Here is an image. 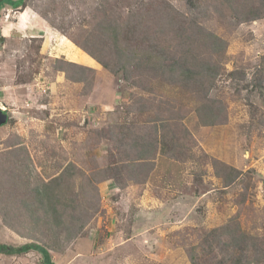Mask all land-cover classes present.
Instances as JSON below:
<instances>
[{
	"label": "rangeland",
	"instance_id": "obj_1",
	"mask_svg": "<svg viewBox=\"0 0 264 264\" xmlns=\"http://www.w3.org/2000/svg\"><path fill=\"white\" fill-rule=\"evenodd\" d=\"M165 1L177 20L197 18L227 44L209 93L226 109L221 124L200 122L194 98L204 93L158 81L153 92L134 86L70 39L84 35L77 26L87 7L106 6L126 19L147 3L163 7V1L26 0L18 7L16 0L3 2L0 108L8 120L0 127V244H35L31 236L42 233L54 264H237L239 226L264 238V17L239 21L224 4L217 6L222 0ZM259 1L243 0L242 11L264 14ZM164 40L158 49L167 48ZM76 51L92 60L75 59ZM59 60L92 68L94 76ZM145 101L154 109H143ZM137 137L147 146L133 145ZM141 150L145 159L136 161ZM146 184L158 186L162 200L171 197L176 207L156 216L144 209L137 199ZM45 188L59 200L54 206L35 198ZM22 206L31 208L30 217ZM36 213L48 227L35 222ZM49 218L84 222L85 230L70 239ZM148 220L158 224L138 235ZM217 229L225 231L222 236L212 234ZM0 264H45V258L34 248L0 253Z\"/></svg>",
	"mask_w": 264,
	"mask_h": 264
},
{
	"label": "trees",
	"instance_id": "obj_2",
	"mask_svg": "<svg viewBox=\"0 0 264 264\" xmlns=\"http://www.w3.org/2000/svg\"><path fill=\"white\" fill-rule=\"evenodd\" d=\"M25 1L17 0L13 5L15 7L23 6L25 5ZM161 1H163V7H161L159 2L147 3L146 8H141L136 13L128 14L126 19H122L119 15L115 16L114 13L106 9V6L97 5L94 9L87 7L85 10L87 16L77 26L78 32H83L84 35L79 34L77 38L70 39L98 62L104 70L113 76L123 75L124 81L134 86L138 85L147 91L153 92L157 88H155L153 83L158 81L163 87L167 83L175 84L180 89L204 93L205 96H203L204 94H199V96H196L198 97L197 99L196 97L194 98L200 102V105L196 107L197 113L200 116V122L204 126L221 124L227 119L226 109L224 105L222 106L221 102L216 99L211 100L209 93H211L210 90L213 84L222 72V63L224 62V55L222 54L227 44L205 26H201L197 18L191 20L185 17L177 20L172 4L165 0ZM222 1L223 3L219 1L217 6L224 4L222 9L235 13L239 21L264 17V14L260 15L256 11L251 16L243 12L242 10L246 8L242 3L243 0ZM3 2L11 4L12 0H0V8ZM259 3L261 6H264V0H260ZM192 4L194 3L192 2ZM43 16L54 27V24L47 16L45 14ZM153 16L155 17L154 23L152 22ZM62 32L66 35L64 29H62ZM168 34L171 35L170 38H168ZM163 40L168 45L165 50H160L158 46H160L159 43ZM59 61V64L75 68L78 74L82 76H86L88 72L94 76L95 70L92 68L65 60ZM60 69L64 71V66H61ZM70 80L77 83L84 81L83 78H71ZM204 98L206 102H203ZM154 101L155 98L152 99V103ZM149 102L151 101H145L143 109L147 106L149 109H154V104L152 105ZM155 109L160 111V107H156ZM159 115L161 116L160 113ZM160 118L163 123L164 117ZM157 136L158 134L155 129L154 139H157ZM136 141L133 145L140 147L147 146L145 143L143 145V143L138 142L140 141L139 137H137ZM141 151L144 154L139 153L136 161L145 159L144 155L146 153L143 150ZM113 169L117 173L121 171L120 167ZM30 193L31 191L25 192L28 198L30 197ZM51 195L53 193L49 188H45L44 191L37 190L34 192L36 199H46L47 202H50L51 206H54L55 196ZM51 197H53V201L50 200ZM23 200L27 203L24 198ZM56 201L59 200L56 199ZM71 203L72 201L69 204ZM29 205L31 207V204ZM29 207L22 206L25 217L31 216L29 215V211H31ZM52 210L53 212L56 211L55 208H52ZM72 211H75V209L73 208ZM36 218L35 222L48 227L46 221H42L40 214L36 213ZM49 219L53 222L55 228L65 230L67 237L70 239L75 234H81L86 226L84 222L79 221L76 224L69 225L63 220ZM36 229L37 226L35 225L34 230ZM224 232L217 229L213 230L212 234L222 236ZM236 234L235 247L238 248L237 252L239 253L237 264H251L252 261L256 264H264V238L258 239L249 236L242 231L240 226ZM31 239L34 240L35 244H27L21 247H8L0 244V253L20 255L36 248L40 250L45 258V264H54L51 260L50 252L45 247L46 243H48L47 236L39 233L32 235ZM229 241L230 238H223V242L226 243L227 247H230ZM226 259L223 258L222 261L225 263ZM228 259L230 260V258Z\"/></svg>",
	"mask_w": 264,
	"mask_h": 264
},
{
	"label": "crops",
	"instance_id": "obj_3",
	"mask_svg": "<svg viewBox=\"0 0 264 264\" xmlns=\"http://www.w3.org/2000/svg\"><path fill=\"white\" fill-rule=\"evenodd\" d=\"M17 1V0H16ZM88 60H90V58H87ZM111 183V182H110ZM112 185V183H111ZM112 190V188L110 189V191ZM114 190V188H113ZM112 190V192H113ZM157 191V192H156ZM166 193V192H165ZM164 193V194H165ZM168 197H170L168 194H166ZM161 196V190L158 188V186H152L150 184H146L145 189L143 190V192L139 195L138 199H137V203L139 201V199L141 198V203L144 209H153V215L156 216L158 215V211L159 210H163V209H173L176 207L175 202L171 199V197L169 198L168 202L165 201V198L160 197ZM150 211V210H149ZM158 221L155 220H148L147 223L145 224L146 229H139L137 228V232L138 235L142 236L145 234H149L153 229V225H155ZM158 224V223H157ZM174 226V225H173ZM158 228V227H155ZM173 229V228H172ZM152 238L157 237L158 234L155 232L152 235H150ZM136 253H138V250L136 251ZM135 253V254H136ZM139 256H141L140 253H138Z\"/></svg>",
	"mask_w": 264,
	"mask_h": 264
},
{
	"label": "water",
	"instance_id": "obj_4",
	"mask_svg": "<svg viewBox=\"0 0 264 264\" xmlns=\"http://www.w3.org/2000/svg\"><path fill=\"white\" fill-rule=\"evenodd\" d=\"M8 120V114L0 108V127L5 125Z\"/></svg>",
	"mask_w": 264,
	"mask_h": 264
},
{
	"label": "bare ground",
	"instance_id": "obj_5",
	"mask_svg": "<svg viewBox=\"0 0 264 264\" xmlns=\"http://www.w3.org/2000/svg\"><path fill=\"white\" fill-rule=\"evenodd\" d=\"M73 55H74V58L77 59V60H82L84 58L87 61H89L87 58H90L86 54H83V53H81L79 51L78 52L76 51L75 53H73ZM90 60H92V59L90 58Z\"/></svg>",
	"mask_w": 264,
	"mask_h": 264
},
{
	"label": "built area",
	"instance_id": "obj_6",
	"mask_svg": "<svg viewBox=\"0 0 264 264\" xmlns=\"http://www.w3.org/2000/svg\"><path fill=\"white\" fill-rule=\"evenodd\" d=\"M44 92H46V90H44Z\"/></svg>",
	"mask_w": 264,
	"mask_h": 264
}]
</instances>
